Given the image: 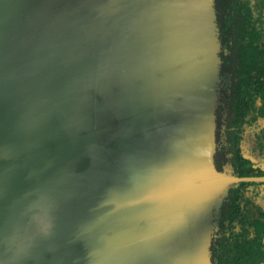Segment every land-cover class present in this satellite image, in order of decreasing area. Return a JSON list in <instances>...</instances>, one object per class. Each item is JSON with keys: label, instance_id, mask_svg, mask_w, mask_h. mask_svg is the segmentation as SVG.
Returning a JSON list of instances; mask_svg holds the SVG:
<instances>
[{"label": "water", "instance_id": "water-1", "mask_svg": "<svg viewBox=\"0 0 264 264\" xmlns=\"http://www.w3.org/2000/svg\"><path fill=\"white\" fill-rule=\"evenodd\" d=\"M214 0H0V264H211Z\"/></svg>", "mask_w": 264, "mask_h": 264}, {"label": "flooded vegetation", "instance_id": "flooded-vegetation-1", "mask_svg": "<svg viewBox=\"0 0 264 264\" xmlns=\"http://www.w3.org/2000/svg\"><path fill=\"white\" fill-rule=\"evenodd\" d=\"M227 1L214 162L238 180L214 219L210 261L264 264V0Z\"/></svg>", "mask_w": 264, "mask_h": 264}, {"label": "trees", "instance_id": "trees-1", "mask_svg": "<svg viewBox=\"0 0 264 264\" xmlns=\"http://www.w3.org/2000/svg\"><path fill=\"white\" fill-rule=\"evenodd\" d=\"M215 2V9H216V19H217V23H218V28H219V40H220V44H221V31L223 30L224 28V24L226 22V19H227V8H228V1L227 0H214ZM223 5L224 7H226V9L224 10L223 8ZM221 53L222 51L220 50V59H221ZM221 63H222V59H221ZM220 70H221V64H220ZM220 91V89H219ZM218 103H219V99H218ZM218 106V105H217ZM216 110H217V107H216ZM216 129V128H215ZM215 139H216V136H215Z\"/></svg>", "mask_w": 264, "mask_h": 264}]
</instances>
